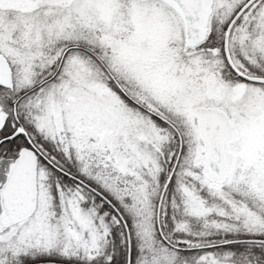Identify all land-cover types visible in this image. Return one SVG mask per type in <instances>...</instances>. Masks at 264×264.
<instances>
[{"label":"snow or ice","instance_id":"obj_1","mask_svg":"<svg viewBox=\"0 0 264 264\" xmlns=\"http://www.w3.org/2000/svg\"><path fill=\"white\" fill-rule=\"evenodd\" d=\"M0 264H264V0H0Z\"/></svg>","mask_w":264,"mask_h":264},{"label":"trees","instance_id":"obj_2","mask_svg":"<svg viewBox=\"0 0 264 264\" xmlns=\"http://www.w3.org/2000/svg\"><path fill=\"white\" fill-rule=\"evenodd\" d=\"M115 244L117 245V247H119L120 245V236H119V232L115 233Z\"/></svg>","mask_w":264,"mask_h":264}]
</instances>
